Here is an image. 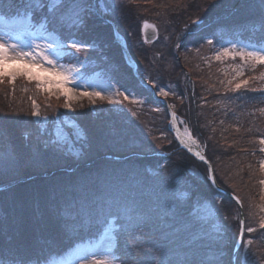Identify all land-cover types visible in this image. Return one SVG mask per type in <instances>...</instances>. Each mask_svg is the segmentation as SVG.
Segmentation results:
<instances>
[{"label":"trees","instance_id":"trees-1","mask_svg":"<svg viewBox=\"0 0 264 264\" xmlns=\"http://www.w3.org/2000/svg\"><path fill=\"white\" fill-rule=\"evenodd\" d=\"M47 4L0 0V12L27 16L29 28L42 23ZM197 19L203 22L194 25ZM143 20L158 30L149 44L141 38ZM111 23L139 75L203 147L217 184L240 200L244 234L236 264H264V64L231 77L227 59L215 58L226 40L263 44L264 0H65L48 30L54 27L65 43L89 45L73 57L143 100L79 101L67 112L64 98L40 96L34 81L4 78L0 264H50L104 233L119 264H233L238 205L207 179L205 163L180 146L167 108L133 74ZM242 80L247 84L234 89ZM33 101L43 124L31 114ZM64 117L82 133L72 147L54 135L58 127L71 129Z\"/></svg>","mask_w":264,"mask_h":264},{"label":"rangeland","instance_id":"rangeland-1","mask_svg":"<svg viewBox=\"0 0 264 264\" xmlns=\"http://www.w3.org/2000/svg\"><path fill=\"white\" fill-rule=\"evenodd\" d=\"M94 10L102 14L101 8L98 6V2L94 4ZM141 26V25H140ZM140 29V27H139ZM0 36L10 37V42H16L21 44L24 51H29V48L33 42L35 43H52L54 40L56 41L57 48L55 51L49 50V56L56 62V68L51 69V66L47 63H44V67L40 69H34L33 75H38L42 79L47 80V83H42L40 87L43 92H40L41 95L48 96L49 98H64L65 103H73L79 101H86L91 106H93L97 101L101 100L100 98H95V103L88 97L80 96V92H100L102 96L111 97L112 100L121 101L122 97L127 96L132 100H143L139 97L132 96L128 91L119 90L116 85H114L107 78L103 77L98 70H91L85 67L86 62L85 59L80 57H73L76 55V50L71 49L70 45L73 40L65 41L60 40L52 31H44L40 25L29 27L28 28V17L23 15H8L0 12ZM77 41V40H75ZM232 45H237L236 50L239 51L240 48H244L246 51H254L259 50L261 46H264V42L262 45H255L253 43L244 42L241 40L232 41H223L220 44V47L229 48L230 51ZM221 47V48H222ZM72 56V60H69V57ZM226 58L229 66V73L231 77H237L240 74L241 69L249 66H255L258 64L257 62L249 61L245 63L241 60L239 56L235 58L228 56L222 57ZM37 63H42V61L37 60ZM60 65L64 66V70L67 71L69 66L73 67L75 71H72L71 76L75 79L74 83H65L58 86V77H54V72L61 71ZM264 67V66H263ZM260 67L259 74L261 78L260 89L264 90V68ZM51 69L48 72H45L44 69ZM17 78H23L27 82L34 81L36 84L37 80H29L25 76L20 75ZM263 80V81H262ZM244 81V80H242ZM246 81V80H245ZM241 81H239L240 83ZM34 84V83H33ZM65 89H71L72 93L70 96L72 98L66 99L65 95L62 93ZM74 94V95H72ZM109 102V100L103 99ZM47 102V101H45ZM64 103V104H65ZM110 103V102H109ZM117 103V104H118ZM63 104V108L65 111H69V108H65ZM115 105V103H114ZM38 110V105L36 104ZM264 109V108H263ZM39 111V110H38ZM37 122L43 124L45 121V116H33ZM75 122L67 117L63 118V124L70 126V130H65L61 127H58L54 130V135L56 139L61 142H65L63 138V133L68 134V141L65 142L68 146L72 147V142L78 140L82 137V133L80 129L75 126ZM177 126L180 128L181 132L185 135H188V128L184 124L183 120L178 118ZM264 140V139H263ZM262 147L264 149V143H262ZM73 152L76 151V148L72 149ZM264 161V160H262ZM115 243L112 238L108 234H103L97 238L92 240H86L84 243L77 245L75 248L71 249L68 253H66L63 257H59L55 259L50 264H95L96 261H104L107 260L108 264H119L115 261L117 258Z\"/></svg>","mask_w":264,"mask_h":264},{"label":"snow or ice","instance_id":"snow-or-ice-1","mask_svg":"<svg viewBox=\"0 0 264 264\" xmlns=\"http://www.w3.org/2000/svg\"><path fill=\"white\" fill-rule=\"evenodd\" d=\"M65 0H48V14L41 17L42 23H40V27L44 31H48L49 27L55 25L57 21V12L61 10V8L64 6ZM41 9H43L44 4L41 3L39 5ZM84 9H79V12L82 13ZM35 14V10L33 11V15ZM77 19H81L79 13H77ZM203 21L202 19H197L193 21L194 25H199ZM145 27H154L148 24L147 21L144 22ZM53 32H55V28H52ZM10 37L6 36H0V83H3L4 78H8L9 83H14L16 78L20 75L25 76L29 80H37V87H41L42 83H47L48 81L45 79H42L38 75H33L34 69H40L44 67V63H47L51 66V69L56 68V62L50 58L49 56V50L55 51L57 48L56 41L54 40L52 43H35L33 42L29 48V51H24L21 44L16 42H10ZM209 44L212 43V41H208ZM86 47H89V45L78 42L73 40L70 48L75 49L77 52H79L81 49H84ZM237 45L231 46V51L229 48L222 47L217 53H216V59L220 60L222 57H228L231 56L235 58L236 56H239L242 61L245 63L249 61L257 62L260 64H264V46H261L259 50L254 51H246L244 48H240L239 51L236 50ZM37 60L42 61V63H37ZM51 69L45 68L44 71L48 72ZM61 71L54 72L53 76L58 77V86L65 84V83H74L75 79L71 76L72 71H75V69L71 66L67 69V71L64 70V66L60 65ZM247 81H241L240 83H237L234 85V89H239L242 85H246ZM72 93L71 89H65L62 93L65 95L66 99L72 98L70 94ZM160 94L166 96L167 92L164 91V88H160ZM74 95V94H72ZM80 96L88 97L92 103H95V98L108 99L110 103H118V101H114L111 99V97H105L102 96L100 92H80ZM125 99H128L127 96L124 97ZM65 108H71L70 103L64 104ZM33 108L34 111L31 113L33 116H40V112L37 109V106L35 104V101H33ZM173 117H175V114L173 113ZM63 138L65 142L68 141V134L63 133ZM181 143L183 144L184 141L181 140ZM261 143H264V140L261 141ZM192 149L189 148V151ZM261 151H264V149H261ZM196 155L199 157L201 161L205 160V156L201 155L199 152L196 153ZM261 170L264 171V161L260 162ZM208 180H211L213 183H215V179L212 175V169L209 168L208 170ZM261 184H264V180L260 181ZM264 199V197H262ZM237 204H239V199L236 198ZM107 223V221H106ZM241 233L240 235H243V228H244V221L241 220ZM260 228L264 229V218H261L260 220ZM248 233L254 232V229L252 227L247 228ZM246 244H250L251 241H246ZM95 264H108L107 260L104 261H96Z\"/></svg>","mask_w":264,"mask_h":264},{"label":"water","instance_id":"water-1","mask_svg":"<svg viewBox=\"0 0 264 264\" xmlns=\"http://www.w3.org/2000/svg\"><path fill=\"white\" fill-rule=\"evenodd\" d=\"M147 20H144L141 22V26H140V33H141V38L143 40V42L145 43H152L154 42L157 37H158V32H157V28L155 26L154 23L147 21L149 25L154 26V27H145L144 22ZM113 30H114V36H115V41L120 45L122 52L124 54V58L126 60V63L131 67L134 75L137 77V79L139 80V82L151 93L152 97L157 100L158 102H160L161 104H163L167 110H168V115H169V121H170V127L171 130L173 131L176 139L178 140V142L180 143V146L185 149L190 155H192L195 159H197L198 161H201L199 159V157L196 155V153H200L201 155L205 156V160L201 161L203 163H205L206 167H207V171L209 170V168L212 169V175L214 177L213 174V168H212V164L210 163V161L207 159L206 155L204 154V151L200 150L198 147V144L196 142V140L191 136V134H189V138L185 139L183 137V133L181 132L180 128L177 126L178 123V117L175 114V112L173 111V109L170 107V105L168 104V102L162 98L157 97L155 90L149 85L147 84L139 75L138 73V68H137V64L134 61V59L132 58L122 36L120 35V33L117 30V26L115 23H111ZM173 113L175 114V117H173ZM185 135V134H184ZM181 140L184 141V143H181ZM189 148H191L192 150L189 151ZM215 179V177H214ZM211 181V180H210ZM212 182V181H211ZM212 184L221 192L227 194L229 197H231L235 202H236V197L234 194L224 190L223 188H221L216 180L215 183L212 182ZM240 202V200H239ZM237 204V202H236ZM238 208H239V212H240V221L243 220L244 221V214H243V209H242V205L241 203L237 204ZM241 233V223H240V228H239V234L237 237V240L235 242V246H234V250H233V255H232V260H233V264H236V255H237V251L240 247L241 241H242V237L240 235ZM243 234H244V228H243Z\"/></svg>","mask_w":264,"mask_h":264},{"label":"bare ground","instance_id":"bare-ground-1","mask_svg":"<svg viewBox=\"0 0 264 264\" xmlns=\"http://www.w3.org/2000/svg\"><path fill=\"white\" fill-rule=\"evenodd\" d=\"M182 133H183V132H182ZM183 137H184L185 139H188V138H189L188 136L184 135V133H183Z\"/></svg>","mask_w":264,"mask_h":264}]
</instances>
